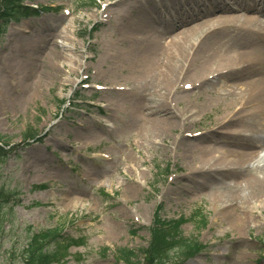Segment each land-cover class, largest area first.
Listing matches in <instances>:
<instances>
[{
  "label": "rangeland",
  "instance_id": "374dc122",
  "mask_svg": "<svg viewBox=\"0 0 264 264\" xmlns=\"http://www.w3.org/2000/svg\"><path fill=\"white\" fill-rule=\"evenodd\" d=\"M122 1L134 7L135 17L140 3L149 6L146 0ZM25 4L39 7L38 15L9 22L0 35V139L10 145L0 164V186L15 190L20 199L11 211L12 222L5 226L4 249L9 251L13 243L22 248L30 233L60 228L65 237L82 240L84 245H73L63 264H126L120 253L148 249L158 215L167 221L186 220L181 236L202 247L181 264H264V204L259 202L264 197L247 205L259 224L252 223L247 230L230 229L220 211L222 204L215 201L218 186L206 188L201 177L205 171L199 169L204 157L232 149L229 139L219 138L231 128H240L223 127L233 109L229 101H218L201 88L186 91L185 85L193 87L197 80L183 79L169 96L174 130L155 138L140 129L143 115L135 116L127 100L132 90L98 94L93 87L83 90L79 84L88 77L91 85L134 88L137 74L122 52L130 32L124 30L126 16L113 9L105 19L102 2L91 5L90 0H28ZM151 25L158 27L153 20L146 27ZM31 30L44 35L35 33L33 41L42 36L50 45L59 44L69 32L65 43L77 48L88 68L78 76L71 74L78 82L75 86L52 80L55 83L37 94L42 67L30 73L29 66L39 55V64H44L50 51L37 41L43 52L24 56V36ZM65 56L60 58L63 80L69 79L70 72ZM21 59L29 63L17 66ZM5 89L17 99L3 104ZM151 97L147 93L143 100L149 103ZM200 146L211 147L209 156H200ZM195 214L206 220L202 229Z\"/></svg>",
  "mask_w": 264,
  "mask_h": 264
},
{
  "label": "bare ground",
  "instance_id": "6f19581e",
  "mask_svg": "<svg viewBox=\"0 0 264 264\" xmlns=\"http://www.w3.org/2000/svg\"><path fill=\"white\" fill-rule=\"evenodd\" d=\"M178 1L172 0L174 3ZM146 2L149 6L139 5L136 17L126 1H114L107 7L109 12L116 7L118 16H126L124 30L130 31L122 42L125 46L122 52L125 62L137 76L133 80L134 88L129 92L131 97L127 100L135 116L143 115L140 129L155 138L174 130L176 121L169 107V96L183 79L197 80L200 82L199 89L204 93L214 95L218 101H229L233 109L223 127L240 128H231L230 132L219 138L229 139L232 149L215 157H204L199 169L205 171L201 177L206 179L203 180L206 188L218 186L215 201L223 206L220 211L225 215L224 222L228 223V228L247 230L252 223H260L253 211H247V205L252 204L254 199L259 201L264 197V0H213L202 3L194 10L181 6L165 20L155 5L156 2L162 4L168 14L165 0ZM152 2L153 7L149 4ZM152 20L158 27H146ZM178 29L182 31L175 35ZM35 33L43 35L31 30L28 36H24L21 49L24 56L43 52L37 46L40 42L44 43L46 38L41 36L37 40L39 43L33 41ZM68 33H64L66 41L62 40L59 44L44 43V47L48 45L50 51L44 64H39V54L30 63V73L42 67L38 74L37 94L52 82L55 83L52 80H61L73 86L78 83L71 74L78 76L86 64L82 55L78 57L77 48L67 44ZM81 46L84 43L81 42ZM64 56L70 67L67 80L62 79L60 70H64L60 65V58ZM19 62L17 66L29 63L25 59ZM84 71H88V68H84ZM211 75L213 78L209 80ZM118 89L121 88H112L114 91L104 93L128 94L118 92ZM11 93L12 90L7 89L2 92L3 104L17 99ZM147 93L152 96L149 103L143 100ZM141 96L140 101L138 98ZM236 106H239L237 110ZM105 133L111 135L112 132L105 129ZM212 144L218 142L212 141ZM211 150L208 146L198 148L200 156H209ZM211 169L216 175L210 172ZM259 202L264 204V201Z\"/></svg>",
  "mask_w": 264,
  "mask_h": 264
},
{
  "label": "trees",
  "instance_id": "16d2710c",
  "mask_svg": "<svg viewBox=\"0 0 264 264\" xmlns=\"http://www.w3.org/2000/svg\"><path fill=\"white\" fill-rule=\"evenodd\" d=\"M91 4L94 0H90ZM19 0L0 1V32L4 22L19 20L27 15V11L19 6ZM2 142V139H0ZM7 144V143H6ZM7 151L0 147V164L5 159ZM19 204L16 191L7 189L6 185L0 186V264H63L68 257L69 249L82 245V240L76 241L65 237L62 229H50L38 234L30 233L22 248L13 243L9 251L4 249L6 244L5 226L11 223V211ZM201 225L205 224L204 216L194 215ZM185 220L168 222L156 217L151 229V242L148 249L141 250L139 254L132 251H122V259L126 264H180L185 258L194 256L202 248L197 241H189L181 236V228ZM205 226V225H204ZM179 245H177V241Z\"/></svg>",
  "mask_w": 264,
  "mask_h": 264
}]
</instances>
